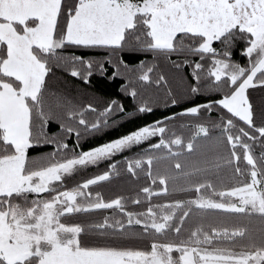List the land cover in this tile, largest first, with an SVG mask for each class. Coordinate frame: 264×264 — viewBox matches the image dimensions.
<instances>
[{
  "label": "snow or ice",
  "instance_id": "snow-or-ice-1",
  "mask_svg": "<svg viewBox=\"0 0 264 264\" xmlns=\"http://www.w3.org/2000/svg\"><path fill=\"white\" fill-rule=\"evenodd\" d=\"M238 46L243 66L232 59ZM78 50H103V60ZM158 60L192 68L190 94L220 95L79 150L83 138L134 113L115 99L102 111L73 103L50 89L53 69L90 84L111 65L137 99L140 89L167 86L152 75ZM257 87H264V0H0V264H264V121L256 122L249 99ZM153 110L141 100L135 113ZM177 116L197 118L179 125L187 138L167 123ZM146 143L126 160L127 173L149 181L135 197L89 191L120 175L116 163L65 187L79 170ZM47 145L55 150L31 154ZM175 193L192 195L153 203ZM129 203L145 208L130 211ZM102 210L119 217L68 222Z\"/></svg>",
  "mask_w": 264,
  "mask_h": 264
},
{
  "label": "trees",
  "instance_id": "trees-1",
  "mask_svg": "<svg viewBox=\"0 0 264 264\" xmlns=\"http://www.w3.org/2000/svg\"><path fill=\"white\" fill-rule=\"evenodd\" d=\"M79 52H88L89 58L103 60V50H78ZM145 59L148 64H153V60L150 56L140 57L132 56L128 59L133 63H138L139 59ZM173 59H176L173 57ZM195 59V58H194ZM232 59L241 64L242 66L247 64L245 57L241 55L240 46L237 50L233 51ZM107 72L101 74L99 71H95L91 78L90 84H84L77 78L71 77L65 70L60 68H54L53 74L50 75L48 81L49 87L52 91L57 92L77 105L92 104L98 106L99 110H103L105 104L113 99L123 104L128 112L134 113V118L129 119L127 116L117 118V122L111 128L106 129L104 132L86 136L79 142V150L87 151L93 147L100 146L103 143L110 142L123 135L129 134L131 131L137 130L139 127L151 124L156 120H162L166 116H173L176 113L183 111L186 107L194 106L198 103L207 102L209 95H220L219 93H210L205 89L200 96H195L189 93V87L194 86V81L191 77L192 68L184 67L180 70L175 69L170 62L166 60L155 61V68L153 77L163 75L168 84L166 87L160 88L148 87L140 89V96L137 99H133L125 92V87L129 86V80L126 75L114 76V69L111 65H106ZM139 87L138 85H134ZM167 88L172 90V96L178 101L173 106L170 103V97L167 94ZM249 99L253 104L254 112L256 115V122L259 124L264 121V87H257L255 89H249ZM141 100L147 101L153 107L151 113H135V108ZM88 119H95V114H86ZM215 118V113L211 117L202 116L201 122H208L210 119ZM195 123L197 118L194 117H180L177 116L175 121H168L170 128L177 131L178 134L182 133L185 138L190 135L187 129H180L179 125L182 123ZM52 131H55V125L52 126ZM158 138H153L151 142H157ZM70 147L75 143V138L69 139ZM147 149V143L140 147L134 148L131 151L117 154L111 160L103 161L98 166H89L86 169L79 170L73 176L66 178L65 187L71 189L76 185L84 182L89 178H94L97 175L102 174L105 171L110 170V164L116 163L120 172L119 176H113L111 180L101 182L100 184L93 185L89 191L100 192L103 194L105 200H111L118 196H124L126 198L135 197L139 192V189L143 186H147L149 181L141 173L140 178H133L126 172V160L136 157ZM54 146H43L31 154L34 157L46 156L48 153L53 152ZM156 187V186H154ZM171 188V185H170ZM190 193H175L167 196L153 197V203H166L176 199L189 198ZM145 205H133L128 204V210L130 211H142ZM106 215H115L119 217L118 213H114L113 210H102L93 213H81L76 214L73 217L68 218V222H87V221H99ZM192 221L188 224L191 226ZM146 241L137 242L136 246L145 247Z\"/></svg>",
  "mask_w": 264,
  "mask_h": 264
}]
</instances>
